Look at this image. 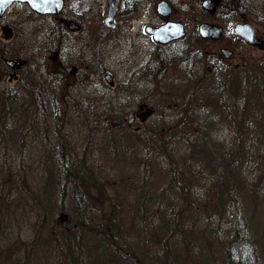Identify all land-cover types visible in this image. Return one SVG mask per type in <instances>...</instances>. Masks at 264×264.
<instances>
[{"label": "rangeland", "instance_id": "374dc122", "mask_svg": "<svg viewBox=\"0 0 264 264\" xmlns=\"http://www.w3.org/2000/svg\"><path fill=\"white\" fill-rule=\"evenodd\" d=\"M64 1L61 12L68 13L65 11L67 1L76 11L86 15V21H89L87 24L98 21L102 14H99L101 12L98 9L99 0H93L92 4L87 3V0ZM105 1L101 0L103 3ZM144 1L146 2L139 5V10L135 11V20L130 21L134 30L142 28L145 23L159 21L155 10V3L158 0ZM190 2L198 6L201 0ZM220 3L231 8L232 25L244 14L260 32H264V0H220ZM199 11H195V17L197 14L203 16ZM122 22L128 24L129 20L122 19ZM197 23L196 20L193 22L195 28ZM53 25L52 16L34 13L25 3L20 2H12L0 16V264H39L44 255L51 261L55 255L53 252L55 246L52 243L55 239L53 240L49 234L58 237L56 231L51 228L52 222L60 211L68 212L74 208L73 195H84L85 198L88 195L93 208L105 211V202L113 195H120V202L128 206L127 200H132V195H151L153 188L161 190L168 184V180L161 173L155 172L157 175L151 178L152 168L156 165L155 160L150 162L143 157H150L151 142L148 135L150 128L170 118L176 119L177 117L172 114L180 113V109H168L166 103L152 102L156 110L142 123L137 134L134 132L131 119L123 118L131 111L133 103L131 104L130 97L123 88H117L118 85L109 88L104 84L102 97L93 105L94 102L84 103L82 96H95L93 91L96 81L89 84L83 79L76 80L69 92V89H63V81L60 80L56 82L51 113H48L47 101L37 99L34 103L31 94L22 102L18 97L13 99L7 96L9 90L19 89L17 81L8 77L11 70L4 64L2 58L11 55L34 58L40 70L48 67L52 69L53 61L64 64L68 35L63 26L56 25L54 28ZM2 26L6 29L12 27L11 38L5 39L6 37L2 35ZM110 31L109 34H105L108 31L101 29L96 34L104 33L103 42L119 38L122 43L125 39V29L116 28ZM95 32L96 30L84 27L80 37L91 39L92 35L94 37L96 34L90 33ZM74 36L79 39V34ZM231 42L241 53L246 54L249 60H253V64L256 61L258 63L261 50L249 46L237 37H231ZM112 49V45L105 48L106 51H113ZM54 50L58 52L57 57L52 54ZM104 51L105 60L113 57V54ZM53 57L56 58L53 60ZM109 64L112 65L116 80L118 78L121 82L127 79L129 76L127 71L119 66H113V63ZM249 66L252 69L256 68V65ZM260 66L263 67L264 64ZM203 68L205 65L202 59L196 64L195 73L201 74ZM243 71L244 69H238L236 72ZM213 85L212 77L203 76L201 83L195 87L196 96L206 97ZM2 86L7 88L2 89ZM39 87L46 90L44 94L42 90L39 92L46 100L49 90L47 79H41ZM57 89L61 91L60 94H57ZM6 90L8 91L5 92ZM172 90L175 92L178 90L181 95H186L187 85ZM192 100L189 98L188 103H185L187 109L182 111L191 117L189 128L195 129V121L192 122L195 119V99ZM181 105L179 104V107ZM94 112H97V115H94ZM142 130H145L144 133ZM141 134L143 140L138 137ZM184 135L189 139L194 134ZM180 152L183 159L177 161L179 170L182 167L194 169L195 158L190 157L186 160L189 149ZM132 170L139 178L136 183H133L135 179L134 175H131ZM182 178L190 180L184 176ZM182 178L179 175L177 177L179 181H183ZM226 178V180L230 178L229 172L226 173ZM232 179L233 176L227 185ZM191 182L195 183V178ZM137 183L147 186L149 184L148 191L146 189L137 192L135 185ZM212 184L219 185V182L215 181ZM207 185L219 188L212 186L211 183ZM226 193L225 191L223 194ZM249 194L245 189L244 195L234 196L237 207L244 211L240 219L248 221V228L243 231L254 241L256 254L246 258L244 262L234 261L232 264H264V200L259 195ZM167 195H173L167 198L170 199L169 206L176 202L182 203L184 207L178 215L170 212V207L167 210L162 209L167 219L169 211L173 224L167 219H163L160 224L157 223L161 225L157 247L152 248L153 228L148 218L142 223L139 219H132L128 213L123 226L121 224L124 229L122 237L128 239L129 247L134 245L140 257L138 264H149L150 256L156 264H230V257L221 243L226 239L225 234L215 224L205 222L204 219L207 220L205 213L200 210L206 204L211 205L214 210L221 204L222 201L219 200L221 196L209 195L202 206L203 200L195 198V195H193L195 199L183 197L190 195L189 193L178 195L172 191ZM162 199L165 200L166 197ZM148 203L149 201H146V205ZM216 212H220L223 217L226 216L222 208L218 207ZM169 231L172 232L168 234ZM231 259L237 258L232 256Z\"/></svg>", "mask_w": 264, "mask_h": 264}, {"label": "trees", "instance_id": "16d2710c", "mask_svg": "<svg viewBox=\"0 0 264 264\" xmlns=\"http://www.w3.org/2000/svg\"><path fill=\"white\" fill-rule=\"evenodd\" d=\"M213 62L215 64L213 71L209 72L203 68L201 79L195 80V87L201 83L203 76L212 77L214 84L206 97H197L195 90V119L192 120L195 121V129L189 128L191 117L182 111L188 107L185 104L186 99L181 105L184 107H180V113L172 114L177 117L176 119L170 118L150 128L148 134L151 142L150 157L143 159L150 162L155 160L152 175L150 172L151 178L157 175L155 172L161 173L168 180L166 187L161 190L153 188L151 195H132V200H127L128 206L120 202V195H113L105 202V211L93 208L88 195L89 200L84 195H73L74 208L68 212L60 211L52 222L51 228L56 231V236L58 235L55 238L53 234H49L53 240L55 239L52 241L55 255L51 261L44 255L39 264H138L140 257L136 248L134 245L129 247L128 239L122 237L126 214L130 213L132 219H139L142 223L149 219L153 228L152 248L157 247L161 235L159 224L163 219H167L162 209L167 210L170 207V212L178 215L184 207L182 203L176 202L168 205L170 199L167 198L173 195L167 194L172 191L178 195L190 194L183 197L194 198L195 195V198L203 200L202 206L209 195H220L219 200L222 202L218 207L223 209L226 216L223 217L220 212H216L218 207L213 210L211 205L206 204L200 209L207 218L204 219L205 222L215 224L225 234L226 239L221 243L230 257V264L234 261L244 262L246 258L255 256L256 245L243 231L248 228V221L240 219L244 211L237 207L234 195H244L246 189L247 194L259 195L264 200V66L257 64L253 69L247 66L243 72H236L234 69L225 70L218 60ZM62 86L64 89V85ZM60 93L61 91L57 89V94ZM7 96L13 99L18 97L22 102L19 90H9ZM38 99L47 101L48 113H51L54 103L52 99L48 96L45 100L41 94ZM56 109L58 111V108ZM137 131L140 130L134 129V132ZM144 131L142 130L143 133ZM184 134L194 135L187 139ZM138 137L143 140L142 134ZM183 149H189L186 160L190 157L195 158V168L192 170L187 167L179 170L177 161L183 159L180 152ZM227 172L230 178L233 176L232 182L228 185L230 178L226 180ZM133 175L135 179L133 183H136L139 178L136 173ZM178 175L190 180L182 178L183 181H179ZM194 178L195 183H192ZM215 181H218L219 185L212 184ZM208 183L219 188H212L207 185ZM135 185L137 192L146 189L148 191L149 184ZM225 191L226 195L223 194ZM164 196L165 200L162 199ZM146 201H149L147 205ZM168 217L167 220L172 223L169 211ZM170 232L172 231L168 234ZM163 248L164 246L162 251ZM232 256L237 259L232 260ZM149 264H156L151 256Z\"/></svg>", "mask_w": 264, "mask_h": 264}, {"label": "flooded vegetation", "instance_id": "af4514ba", "mask_svg": "<svg viewBox=\"0 0 264 264\" xmlns=\"http://www.w3.org/2000/svg\"><path fill=\"white\" fill-rule=\"evenodd\" d=\"M114 1L113 15L107 20L105 17L110 8L109 0H106L105 3L99 0L98 9L101 11L99 14H102L98 17V21L96 20L92 24H87L89 21H86V15L81 14V11H76L67 1L65 4L67 14L61 12L63 6L58 14H49L52 16L53 27L55 28L56 25L63 26L68 35L65 62L63 64L59 61L56 63L53 61L51 64L52 69L48 67L40 70L39 64L35 63L34 58L17 56L16 59L20 60V63L14 66L5 64L11 70L8 77L17 81V88L21 93L20 100H27L29 94H31L34 103L37 102L39 92L41 90L42 93L46 91L39 87L41 79H47L49 88L47 93L51 99H54L56 82L58 83L60 80L63 81L64 89H69V92L76 80L82 81L83 79L89 84L96 81L95 90L93 91L95 96H82L84 103L94 102L93 105H96L102 97L104 84L108 85L109 88L118 85L117 88H123L124 92L130 97L131 104H134H132L131 111H128L127 116L123 118L131 119L133 129H140L142 123L155 112L156 107L153 106V103L157 101L166 103L168 109L177 108L179 110V104L185 103L183 102L185 99L186 103H188L189 98L191 101L195 99V80L201 79V74L195 73V66L200 60H204L205 69L209 72L213 71L215 67L213 61L215 60H218L225 70H238L249 65L264 64V42L261 41L264 40V32H260L257 26H254L252 22L245 18L244 14L240 20L234 21L232 25L231 8L220 5V0H211L205 5L201 0L198 6L190 2L193 0H165L170 5L167 14L158 12V0L155 3V10L159 16V21L145 23L142 28L136 30H134L130 21L135 20V11L139 10V5L146 1ZM64 2L63 0V5ZM88 2L92 4L93 0H87ZM199 9L202 10L199 11ZM195 11L203 13V16L197 14L195 17ZM122 19L129 20V23L124 24ZM195 20L198 21L196 28L193 24ZM67 21L72 23L68 24ZM171 23L175 27L181 26V35H176L179 29L173 30V27L168 26L167 36L164 40L158 41L146 30L147 26H160ZM201 23L218 25L220 27L219 36L214 38L201 36L198 30ZM84 27L96 30L95 33L90 34H96L101 29L108 31L105 34H109L110 30L116 28L125 29V39L122 43H120L119 38L103 42L105 40L104 33L103 35L98 33L94 37L92 35L91 39L82 38L80 35ZM10 28V35H8L9 30L6 31V28L2 32V35L6 37L5 39L13 36L12 27L10 26ZM249 29L252 30L251 39L254 41L253 43H249L243 34V32L248 33ZM77 34H79L78 40L74 36ZM231 37H237L249 46L261 50L258 55L260 56L258 63L256 61L253 64V60H249L245 56L246 54L241 53L237 46L232 44ZM54 41H56V38ZM257 42H261L262 47H259L256 44ZM120 44L124 46H120ZM111 45L113 51H106L105 48H109ZM222 48H227L230 51L228 56L223 54ZM103 51L107 54H113V57L105 60ZM52 54L57 57L58 52L54 50ZM55 58L53 57V60ZM105 62H108V64ZM109 63H113V66H119L127 71L129 73L127 79L121 82L118 78L116 80L112 65ZM169 80L171 81L169 82ZM184 84L187 85L186 95H181L178 90L176 92L172 90ZM94 115H97V112H94ZM144 127L146 129V126Z\"/></svg>", "mask_w": 264, "mask_h": 264}, {"label": "water", "instance_id": "95a60500", "mask_svg": "<svg viewBox=\"0 0 264 264\" xmlns=\"http://www.w3.org/2000/svg\"><path fill=\"white\" fill-rule=\"evenodd\" d=\"M12 1L26 2L31 9H33L39 13H58L62 7V4H63V0H0V15L3 13V11L6 9V7L11 4ZM209 1H211V0H203V5H205V3H207V2L209 3ZM114 3H115L114 0H109V7L110 8H109V12L106 16L107 20L113 15ZM157 9H158V12L160 14H167L169 12L170 5L165 0H160L157 3ZM67 23L71 24L72 22L67 21ZM168 26L173 27V30L179 29V32H177L176 35L182 34V31L180 29L181 26L175 27V25L172 23L171 24H162L160 26H147L146 30L153 35V38L155 40L162 41V40H164V38L168 34V30H169ZM2 27H3L2 29L4 30L5 26H2ZM245 27H247V26H245ZM6 30L7 31L9 30L8 35H10V29L7 28ZM198 30L202 36H210L213 38L219 36V33H220V27L218 25L209 24V23H201L199 25ZM243 34L249 43L254 42L251 39V36H252V30L251 29L248 30V33L243 32ZM261 41L264 42V40H261ZM256 44L259 47H262L261 42H257ZM222 52L225 56H228L230 51L227 48H222ZM5 62L11 66H14V65L20 63L21 61L10 59V58H5Z\"/></svg>", "mask_w": 264, "mask_h": 264}]
</instances>
